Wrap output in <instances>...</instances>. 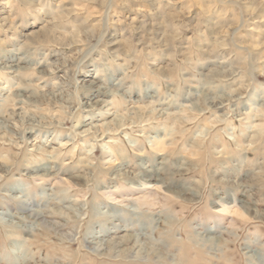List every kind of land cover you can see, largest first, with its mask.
Instances as JSON below:
<instances>
[{"label": "clouds", "instance_id": "obj_1", "mask_svg": "<svg viewBox=\"0 0 264 264\" xmlns=\"http://www.w3.org/2000/svg\"><path fill=\"white\" fill-rule=\"evenodd\" d=\"M0 264H264V0H0Z\"/></svg>", "mask_w": 264, "mask_h": 264}]
</instances>
